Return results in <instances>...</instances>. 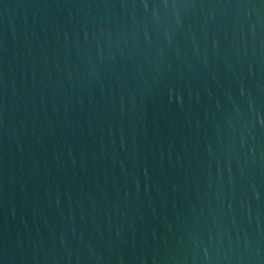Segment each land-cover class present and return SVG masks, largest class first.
Instances as JSON below:
<instances>
[{"label":"water","instance_id":"95a60500","mask_svg":"<svg viewBox=\"0 0 264 264\" xmlns=\"http://www.w3.org/2000/svg\"><path fill=\"white\" fill-rule=\"evenodd\" d=\"M0 264H264V0H0Z\"/></svg>","mask_w":264,"mask_h":264}]
</instances>
